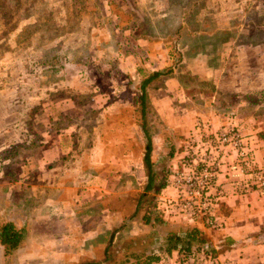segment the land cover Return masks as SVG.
Wrapping results in <instances>:
<instances>
[{
  "label": "rangeland",
  "instance_id": "obj_1",
  "mask_svg": "<svg viewBox=\"0 0 264 264\" xmlns=\"http://www.w3.org/2000/svg\"><path fill=\"white\" fill-rule=\"evenodd\" d=\"M157 72L143 116L141 84ZM238 115L264 118V0H0V224L25 233L9 256L0 245V264H143L167 253L157 235L197 221L218 231L186 181L215 167L206 143ZM55 130L76 155L32 158L25 147ZM146 132L157 182L166 180L160 193L145 189ZM108 169L112 191L76 202ZM68 183L80 187L74 220L40 223L48 200L67 199ZM220 210L221 201L222 220ZM66 226L78 233L64 245L57 232Z\"/></svg>",
  "mask_w": 264,
  "mask_h": 264
},
{
  "label": "crops",
  "instance_id": "obj_2",
  "mask_svg": "<svg viewBox=\"0 0 264 264\" xmlns=\"http://www.w3.org/2000/svg\"><path fill=\"white\" fill-rule=\"evenodd\" d=\"M231 120L235 125H238L240 127L243 134L247 137L251 147L254 150V159L257 165L264 169V118H257L252 115H238L235 119ZM219 125L221 124L219 123L216 126L218 127ZM45 127H47V125H45ZM16 131H18L17 127L15 131L13 130L14 134L16 133ZM55 131L56 133H50L48 131L50 133V136L48 135V133H43L42 140H40L38 144L35 142L29 145V147H25L26 149L32 148V158L49 161V164H53L55 160L64 157V155L67 156L71 152L74 154L76 153V151L73 150V142L71 141L72 138L65 136L64 140L59 141V137H62L63 134H58L60 130ZM65 131V133L71 134L73 132L72 128L70 127H68V129H66ZM62 132L64 131H61V133ZM14 137V142H12L13 145H16L17 143L22 141L21 139H19V137H17L16 134L14 135ZM28 137L29 136H27V138ZM28 143H30V140L28 141ZM74 156L72 155V157ZM48 157H53L54 160L52 161ZM234 160H236L235 156L230 155L226 163H232ZM103 162V160H100L98 161V164L103 165ZM141 164H143V161H141ZM66 165L67 163H65V165L63 163L61 164V166L59 167L60 172L63 171L64 174L68 173L66 170ZM121 165L122 163L119 164L118 167H120ZM227 166L229 165L226 164L224 168H222V170L224 169V174H219L220 181L222 182L221 185L227 191V193H225V196L221 199V205L226 209L225 213L220 210L221 219L224 221L225 227L222 230L212 231L211 229H208L206 227L203 221H197V225L193 227H197L198 229H200L203 232L205 240L209 242V245L223 257H231L240 262V264H264V190H257L252 188L251 191L246 195L240 194L238 191L234 190L233 184L231 183L230 179H228L229 169L227 168ZM120 168L119 171H122V166ZM123 169H127L125 163H123ZM102 173H105V175H103L104 180L100 181V177H98L99 182H92L88 186H84L81 196H79V193L74 194L80 189V187H78L79 185L77 186L76 184V186H74L70 185L69 183L65 184L61 191L65 192V195H67V199L62 198L64 196V194H62L60 198H57V200L53 202H51L52 200H48L46 203V207L49 210H46L43 213L44 215L41 213V215L39 216L40 223L53 224L54 222L57 226H60V224L63 225L66 220H62V222L58 221V218H61L63 215H71L69 220L72 222L74 220L72 217L75 214H78V212H74V208L72 207L76 206V202L80 201L81 203H88L94 201L95 196L96 198H98L101 195L103 196L104 193L108 191L111 192L112 189L108 184L109 182L106 180V176L107 173H115V171L108 169L107 172L103 171ZM222 178H224L223 181ZM73 194L75 195L74 198L76 199V202H74V198L71 200ZM50 209H56L59 212H52V210ZM49 213L56 214L57 219H55L56 217L54 216L49 217ZM63 229L62 227L58 229L57 237L59 239H62L63 244L66 245L65 240H69L71 238V236L69 235L74 233L75 231L77 234L78 227H76L75 229L72 226V228L70 229V227L68 228L66 226ZM44 232L47 234V238H49L48 236L50 235H48L46 231ZM182 232L183 231L178 233L180 234ZM95 233L96 232L87 234L92 235L91 237L94 238L98 234ZM155 240V244H159L161 248H165L166 235H157L155 236ZM59 249L61 251L57 253L67 252L63 246H61ZM46 251L48 250H45V253H47ZM39 252L42 253L43 251L39 250ZM161 252L165 251L161 250Z\"/></svg>",
  "mask_w": 264,
  "mask_h": 264
},
{
  "label": "built area",
  "instance_id": "obj_3",
  "mask_svg": "<svg viewBox=\"0 0 264 264\" xmlns=\"http://www.w3.org/2000/svg\"><path fill=\"white\" fill-rule=\"evenodd\" d=\"M206 145L211 153V148L213 147L219 153H215L216 156L214 157L209 156V162L214 161L213 165L215 167L206 166L202 173L204 177L200 183L197 182L196 177L189 178L186 181V186L189 190L193 189L196 194L204 198L203 209L205 215H208L210 226L214 229L222 230L224 227L223 222L216 215L215 210L219 201L225 196V189L222 186H218L216 175L218 176L219 171L228 164V179L233 184L234 190L246 195L252 188L264 190V169L257 165L254 159V150L247 137L233 124L226 126L222 132L216 134L213 140L207 142ZM230 155H234L236 160L232 163H226ZM207 161L205 160L204 163H207ZM213 190L217 191V196L214 198H212L211 194ZM192 205L190 204L189 206L192 207ZM196 216H198V213L191 211L186 217L190 222H194ZM153 264H240V262L231 257H221V254L210 255L202 248L188 256L181 255L177 251L162 253Z\"/></svg>",
  "mask_w": 264,
  "mask_h": 264
},
{
  "label": "trees",
  "instance_id": "obj_4",
  "mask_svg": "<svg viewBox=\"0 0 264 264\" xmlns=\"http://www.w3.org/2000/svg\"><path fill=\"white\" fill-rule=\"evenodd\" d=\"M161 75L160 72L154 73L149 76L146 80H144L141 84V113L144 116L146 114L147 109V87ZM147 133V132H146ZM148 142L146 145V151L144 155V165L147 169L148 173V182L146 185V190L150 191L152 189L155 190L156 193H160L162 190L166 188V180L165 178H161L162 180H158L157 174L154 170V163L152 161V138L147 133ZM144 223L146 225L151 224V220L147 217L144 218ZM184 232V233H183ZM182 233H174L170 232L166 236L165 248L163 250L167 253L179 252L181 255H191L198 249H205L207 253L210 255H217L218 252L209 245V242L205 240L203 236V232L197 227H191L183 231ZM25 239L24 230L19 228L12 221H5L0 224V245L4 249L5 256H9L17 251L23 244ZM161 251V249H158ZM156 261L154 256L148 258L146 262L143 264H153Z\"/></svg>",
  "mask_w": 264,
  "mask_h": 264
}]
</instances>
